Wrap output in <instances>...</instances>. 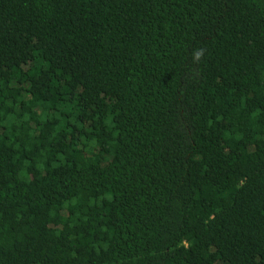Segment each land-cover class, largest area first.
<instances>
[{
	"label": "trees",
	"instance_id": "obj_1",
	"mask_svg": "<svg viewBox=\"0 0 264 264\" xmlns=\"http://www.w3.org/2000/svg\"><path fill=\"white\" fill-rule=\"evenodd\" d=\"M0 264H264V0H0Z\"/></svg>",
	"mask_w": 264,
	"mask_h": 264
}]
</instances>
